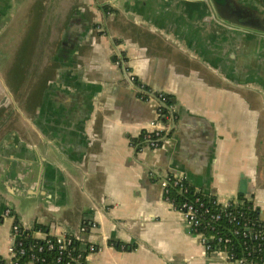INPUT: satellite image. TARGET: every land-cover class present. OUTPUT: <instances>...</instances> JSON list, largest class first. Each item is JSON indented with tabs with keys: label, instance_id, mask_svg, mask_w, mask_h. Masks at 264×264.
<instances>
[{
	"label": "crops",
	"instance_id": "0c3cea01",
	"mask_svg": "<svg viewBox=\"0 0 264 264\" xmlns=\"http://www.w3.org/2000/svg\"><path fill=\"white\" fill-rule=\"evenodd\" d=\"M198 1L0 0L1 258L14 222L39 237L84 222L81 247L100 246L87 264H226L149 176L219 202L244 179L264 210V42L255 56L247 37L209 32L202 16L225 1ZM248 4L264 18V0ZM129 75L172 100L157 148L132 145L156 104Z\"/></svg>",
	"mask_w": 264,
	"mask_h": 264
},
{
	"label": "built area",
	"instance_id": "2783aa9c",
	"mask_svg": "<svg viewBox=\"0 0 264 264\" xmlns=\"http://www.w3.org/2000/svg\"><path fill=\"white\" fill-rule=\"evenodd\" d=\"M128 79L133 88L140 94L139 98L151 99L156 104L155 114L143 131L142 140L144 143L141 148H157L172 127L171 121L167 119L171 105L167 103V98L163 92L142 88L137 84V78L133 75H129ZM149 176L158 180L164 200L181 213L184 222L198 237L200 244L206 251L223 254L226 264H264V231L254 230L253 224L250 225L245 213L235 209L236 205L239 204L236 197L229 198L224 202H219L215 197L204 201L199 196L201 192L193 188L192 199L175 204L169 195V191L175 189L181 195L187 194L192 186L179 175L149 171ZM10 214V209H5L3 215L9 216ZM224 220L230 225L226 231L221 230L224 227H218L219 223ZM259 220L264 221V210H259ZM86 227L87 225L83 222L78 227V233L47 234L39 237L32 228L14 222L11 224L9 232L8 256L6 258L0 257V264H52L53 261L63 262L62 264H83L85 253H94L100 250V246L93 243H87L81 247L83 240L80 233H83ZM237 236L242 238V245L246 250L250 246L245 245L246 239L250 238L256 242L255 247L246 251L247 256L238 257L232 248L226 249V246L232 243V238L235 239ZM26 237L34 239L33 244L28 248L23 241ZM79 244L80 246H77ZM221 248H225V250ZM251 252L255 253L254 258L249 257ZM44 253H51L54 260L47 259L43 255ZM25 256V261H22L21 258Z\"/></svg>",
	"mask_w": 264,
	"mask_h": 264
},
{
	"label": "trees",
	"instance_id": "16d2710c",
	"mask_svg": "<svg viewBox=\"0 0 264 264\" xmlns=\"http://www.w3.org/2000/svg\"><path fill=\"white\" fill-rule=\"evenodd\" d=\"M137 84H138V82H137ZM137 95L139 96L140 94L137 92ZM164 95L167 98V103L172 105V100L170 98H168L169 96H167L166 94H164ZM164 119H165V117L163 118V120ZM142 136H143V132H141V134L138 137L133 138L131 140L132 145H134V147L136 149H140L144 143L142 140ZM192 190H193V187H191L189 193L181 195L175 189H171L169 191V195L174 200V203L178 204L179 202H182L183 200L192 199L193 195H194ZM199 196L204 201H208L209 198L213 197V196L205 195L202 193H199ZM244 196H245L244 194H238L237 195L236 199L239 202V204L236 205L235 209L238 211H243L245 213V215L247 216V219L250 221V225L253 224L252 227L254 230H263L264 231V221L259 220V209L252 207L251 202L246 200ZM221 226L224 227V228H221V230H224V231H226V229L228 230V228L230 227V225L225 220L221 221L219 223L218 227H221ZM36 229H38V226H34V229H32V230L35 231ZM232 239H233L232 243L230 245L226 246V249L229 250L230 248H232L234 253L238 257L247 256L246 251L251 250L256 245V242L253 241L252 239H250V238L246 239L245 245L246 244L250 245L249 248H247V250H246V249H244V245H242V238L240 236H237L235 239L234 238H232ZM23 241H24L25 246L28 248L31 244H33L34 239L30 238V237H26ZM260 242L263 243V241H260ZM77 244H78V242H77ZM77 246H80V244ZM221 249L225 250V248H221ZM43 255L47 259H49L50 261L54 260L53 255L51 253H44ZM249 257L254 258L255 253L251 252ZM25 258H26V256L22 257L21 260L25 261ZM62 263L63 262H59V263L54 262V261L52 262V264H62ZM83 264H87V262L84 261Z\"/></svg>",
	"mask_w": 264,
	"mask_h": 264
},
{
	"label": "water",
	"instance_id": "95a60500",
	"mask_svg": "<svg viewBox=\"0 0 264 264\" xmlns=\"http://www.w3.org/2000/svg\"><path fill=\"white\" fill-rule=\"evenodd\" d=\"M206 1L209 4L208 0ZM206 1H202V2L205 3ZM192 2L197 3L199 1L192 0ZM214 7H215L216 13L211 7L210 9L211 11L208 12V14L202 16V20H205L208 22L206 24L207 30L209 32H212L214 30L211 29V27L212 28L217 27L219 28V31L222 30L221 32L223 34H225L226 32H231V33L234 32L236 34L239 33L240 35L247 37L248 41L250 42L249 44L251 48L252 47L254 48V51H255L254 55L256 56L257 50L255 49V47H257L259 42H261V39H262L261 34L260 33L257 34L256 32L255 33L250 32V29H248L247 27H252L251 24L244 25L241 22H239L226 2L221 4V6L219 4L214 3ZM195 19H197V16L194 17L192 21L194 22ZM238 192L242 194L246 192V181L244 179L240 181Z\"/></svg>",
	"mask_w": 264,
	"mask_h": 264
},
{
	"label": "flooded vegetation",
	"instance_id": "af4514ba",
	"mask_svg": "<svg viewBox=\"0 0 264 264\" xmlns=\"http://www.w3.org/2000/svg\"><path fill=\"white\" fill-rule=\"evenodd\" d=\"M231 7V11L239 22L244 25H252L264 30V18L262 14L256 15L249 9L248 0H223ZM224 3V2H223ZM264 42V38L261 40Z\"/></svg>",
	"mask_w": 264,
	"mask_h": 264
}]
</instances>
